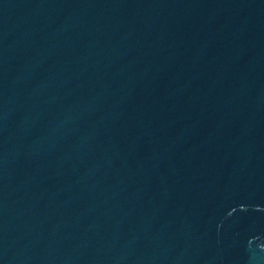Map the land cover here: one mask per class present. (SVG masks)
I'll list each match as a JSON object with an SVG mask.
<instances>
[{
	"label": "water",
	"instance_id": "95a60500",
	"mask_svg": "<svg viewBox=\"0 0 264 264\" xmlns=\"http://www.w3.org/2000/svg\"><path fill=\"white\" fill-rule=\"evenodd\" d=\"M0 264H264V0H0Z\"/></svg>",
	"mask_w": 264,
	"mask_h": 264
}]
</instances>
